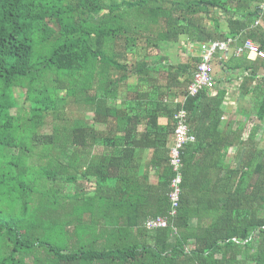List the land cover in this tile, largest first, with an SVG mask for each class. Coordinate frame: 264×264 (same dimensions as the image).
<instances>
[{
	"label": "trees",
	"instance_id": "1",
	"mask_svg": "<svg viewBox=\"0 0 264 264\" xmlns=\"http://www.w3.org/2000/svg\"><path fill=\"white\" fill-rule=\"evenodd\" d=\"M261 1L0 0V264H264V98L233 167L235 135L218 129L225 91L186 97L195 142L183 149L179 207L167 228L144 224L170 208L169 148L153 187L133 155L165 150L180 109L173 100L186 96L199 61L171 64L162 47L232 38L264 52V34L252 29ZM243 60L224 64L235 71ZM257 60L243 96L262 89ZM66 98L80 111L72 124L39 135L49 116L63 122ZM57 181L73 191L47 188Z\"/></svg>",
	"mask_w": 264,
	"mask_h": 264
},
{
	"label": "crops",
	"instance_id": "2",
	"mask_svg": "<svg viewBox=\"0 0 264 264\" xmlns=\"http://www.w3.org/2000/svg\"><path fill=\"white\" fill-rule=\"evenodd\" d=\"M259 28L260 32L264 34V15L258 19V25L253 26L252 29ZM264 42V38L262 39ZM237 42V41H236ZM257 43L259 41H256ZM239 45V44H236ZM189 54V53H188ZM232 55V52L229 51L223 55H220L215 58L216 67L218 70V75H216L215 79V86L219 90L225 91V95L222 98V104L220 106V111L223 113L221 117L220 124L218 126L219 132L226 131L228 133H232L235 135V138L232 140V146L228 148L227 156L229 161L231 162L230 165L233 167H237L239 160L241 158L239 146V140L247 141L249 134L252 131V124H249V119L253 118L255 108L259 101H262L264 98V62L260 61V63L256 64L253 67L256 69L255 71V79L262 80V89L261 90H253V93H249L247 95H241L239 93V86L243 79L250 76L251 73V63L258 61L257 57L250 53H243L239 56L240 59H244L242 62V68L232 71L227 69L226 65L224 64L228 57ZM238 58V57H237ZM255 64V63H254ZM250 67V68H249ZM214 68V63H213ZM245 68H249L248 70ZM213 70V76H214ZM256 82L253 81V86L256 85ZM211 95L216 94L215 88L213 91H210ZM116 103L119 104V100H116ZM88 116L87 119L92 117L90 111L86 112ZM85 113V114H86ZM160 126L164 127L167 125L166 118H160L158 120ZM143 128H140L142 130ZM263 131L262 125L259 126L258 133ZM147 142V141H145ZM150 142V139H149ZM172 140L171 136L168 138L167 145L165 146V150L159 149L158 154L156 155L157 158L153 159V147L145 148V147H136L133 150L134 155V162L138 164V174L140 177L142 175H146V182L149 186L153 187V185L157 184L158 178L162 176L163 168L161 166H156V163L161 164L159 159L162 161L166 158V149L171 148ZM159 158V159H158ZM165 165L166 163L163 162ZM162 164V166H164ZM90 191V190H89Z\"/></svg>",
	"mask_w": 264,
	"mask_h": 264
},
{
	"label": "built area",
	"instance_id": "3",
	"mask_svg": "<svg viewBox=\"0 0 264 264\" xmlns=\"http://www.w3.org/2000/svg\"><path fill=\"white\" fill-rule=\"evenodd\" d=\"M257 10L260 15L264 13V0L258 5ZM261 17V16H260ZM258 25V20L254 26ZM237 39H227L223 42H207L201 44H191L189 55L196 56L199 61L191 74V82L186 88V96L176 98L173 103L180 106L173 115V130L171 134L172 145L169 150V166L172 172L170 181V192L168 194L170 208L165 217H156L148 219L144 227L148 231H154L159 228H167L169 218L176 216L181 196V185L183 180L182 174V154L186 145L194 143L195 137L191 134L187 123L188 114L183 109L186 97H194L201 91H213L215 87V79L213 76V63L216 56L232 52L235 57L241 56L243 53H250L260 59H264V52L261 51L253 41L246 39L240 45H236Z\"/></svg>",
	"mask_w": 264,
	"mask_h": 264
},
{
	"label": "rangeland",
	"instance_id": "4",
	"mask_svg": "<svg viewBox=\"0 0 264 264\" xmlns=\"http://www.w3.org/2000/svg\"><path fill=\"white\" fill-rule=\"evenodd\" d=\"M166 1H170V0H166ZM138 45L141 46V47H144V44L142 41H138ZM148 54H156L158 53L157 51L155 50H150L148 49ZM190 51V44L188 43V41H186L185 39H181L179 41V43L177 44H166L162 47V51L160 50L159 53L160 55H166L169 62L171 64H184L186 63V60H187V56L189 55ZM214 77L216 78V75H218V70H217V67H216V63L214 61ZM160 81L162 82V78L160 76ZM217 79V78H216ZM40 85V84H38ZM18 92L16 91L15 94H14V97H18ZM64 94V93H62ZM61 94V96H63ZM63 98V97H61ZM64 105V108H65V111H64V116H63V122H59V121H55L53 119V117L49 116L47 119H46V125L41 127V129H39L38 131V134L39 135H43V134H49L51 133V127L53 126L54 123H56V125H60L61 127H69L71 124H72V120L77 117V113H79L80 111L79 110H75V108H73V105L71 103V99L69 98H66L65 99V102L63 103H60L58 104V106H61V105ZM15 113V110H12V114ZM84 114V113H83ZM87 113L84 114L82 117H84V119H87ZM30 162V164H34L35 160H32V161H28ZM48 180L51 181L53 179L52 175L51 176H48ZM44 181V180H42ZM37 186V189L38 191H43L44 188L38 184L36 185ZM47 188L49 190L51 189H54V190H59V193L60 195H64L66 193V191L68 193L72 192L73 191V186H69V185H66V184H62L60 181H57L56 183H47ZM86 192H89V189L87 187L84 188ZM66 190V191H65ZM59 246H62L61 245V238L59 239ZM25 260H26V264H32V258H28V257H25Z\"/></svg>",
	"mask_w": 264,
	"mask_h": 264
}]
</instances>
